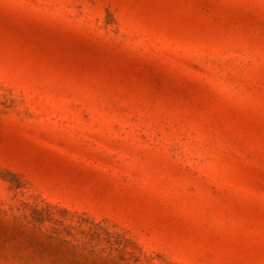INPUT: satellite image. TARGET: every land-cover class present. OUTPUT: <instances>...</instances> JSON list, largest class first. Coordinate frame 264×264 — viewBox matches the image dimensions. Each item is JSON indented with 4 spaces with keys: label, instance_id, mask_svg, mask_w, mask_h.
I'll return each instance as SVG.
<instances>
[{
    "label": "rangeland",
    "instance_id": "obj_1",
    "mask_svg": "<svg viewBox=\"0 0 264 264\" xmlns=\"http://www.w3.org/2000/svg\"><path fill=\"white\" fill-rule=\"evenodd\" d=\"M0 264H264V0H0Z\"/></svg>",
    "mask_w": 264,
    "mask_h": 264
}]
</instances>
